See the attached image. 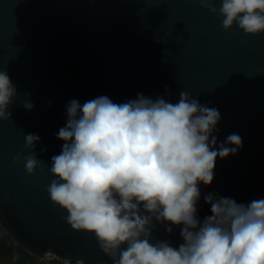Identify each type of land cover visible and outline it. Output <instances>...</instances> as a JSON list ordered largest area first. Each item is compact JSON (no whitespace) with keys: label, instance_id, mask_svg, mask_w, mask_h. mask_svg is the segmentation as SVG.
<instances>
[{"label":"water","instance_id":"water-1","mask_svg":"<svg viewBox=\"0 0 264 264\" xmlns=\"http://www.w3.org/2000/svg\"><path fill=\"white\" fill-rule=\"evenodd\" d=\"M211 2L219 9L221 0ZM222 20L200 0H0V71L18 94L10 120H0V226L15 244L38 258H119V250L106 254L93 233L73 229L47 191L56 179L51 158L64 143L57 134L74 99L83 105L107 96L119 104L142 93L176 103L187 92L219 111L217 149L232 133L243 145L217 158L213 182L199 185L201 196L238 203L262 195L264 33L245 34L235 22L225 30ZM28 134L39 136L34 146H27ZM28 155L38 162L31 175ZM139 210L150 218V243H183L182 225Z\"/></svg>","mask_w":264,"mask_h":264},{"label":"clouds","instance_id":"clouds-1","mask_svg":"<svg viewBox=\"0 0 264 264\" xmlns=\"http://www.w3.org/2000/svg\"><path fill=\"white\" fill-rule=\"evenodd\" d=\"M200 4L223 17L225 30L235 22L245 34L264 33V0H221L219 9L211 0ZM17 95L0 71V120H10L8 108ZM66 112V125L57 134L62 151L51 158L56 179L47 191L67 211L73 229L93 233L109 256L119 250L115 264H264V199L245 204L209 193L204 201L211 215L202 222L197 218L199 185H211L218 157L235 155L243 146L232 133L217 149V109L183 91L176 103L142 93L119 104L107 96L83 105L74 99ZM39 139L28 134L27 146ZM24 160L33 174L36 158ZM140 205L157 221L182 225L183 243H150V218L140 214Z\"/></svg>","mask_w":264,"mask_h":264},{"label":"trees","instance_id":"trees-1","mask_svg":"<svg viewBox=\"0 0 264 264\" xmlns=\"http://www.w3.org/2000/svg\"><path fill=\"white\" fill-rule=\"evenodd\" d=\"M204 196L205 195H202L200 197V200L198 201V204H197V218L201 222L203 221V219L206 216L211 215L210 205H208L207 203H205ZM1 230H2V228L0 226V231ZM12 251H16L21 256L22 255H25L27 257H35L34 255H31L27 251L23 250L20 246H18L17 244H15L10 239V237L7 234H5V236L0 240V260H1V257L2 256H4V255H10ZM76 258H80V259L88 260V261H91V262H95V261H92V260L87 259L85 257H81L79 255H76L74 257V259H76ZM116 260H118V259L113 258V259L109 260L108 262H102V263L100 262V263L101 264H115ZM55 261H58V259H53L51 262H55ZM58 262H56V263L57 264H62V262L60 260Z\"/></svg>","mask_w":264,"mask_h":264},{"label":"rangeland","instance_id":"rangeland-1","mask_svg":"<svg viewBox=\"0 0 264 264\" xmlns=\"http://www.w3.org/2000/svg\"><path fill=\"white\" fill-rule=\"evenodd\" d=\"M261 197V196H260ZM264 199V197H261ZM3 258V262L0 264H57L55 262H51L53 260V256L46 254L42 258L38 257H27L25 255H19L16 251H12L10 255H4L1 257ZM59 263V262H58Z\"/></svg>","mask_w":264,"mask_h":264},{"label":"built area","instance_id":"built-area-1","mask_svg":"<svg viewBox=\"0 0 264 264\" xmlns=\"http://www.w3.org/2000/svg\"><path fill=\"white\" fill-rule=\"evenodd\" d=\"M209 193H211V192H205L204 195L209 194ZM253 199H261V197H260V195H258V194L251 195V196H247V197H245L243 200H241V201L238 202V203H245V204H247V203H249L250 201H252ZM5 234H6L5 231L2 229V230L0 231V240L5 236ZM49 255H51V254H49ZM44 256H45V255H44ZM44 256H43V257H44ZM51 256H53V259H58V260H60L62 263H64L63 260L57 258L56 256H54V255H51ZM41 258H42V257H41ZM69 263H70V261H69ZM73 264H83V260H82V259H77V260L74 261Z\"/></svg>","mask_w":264,"mask_h":264},{"label":"flooded vegetation","instance_id":"flooded-vegetation-1","mask_svg":"<svg viewBox=\"0 0 264 264\" xmlns=\"http://www.w3.org/2000/svg\"><path fill=\"white\" fill-rule=\"evenodd\" d=\"M261 197H264V191H263V193H262V195H260ZM77 259H80V258H76V259H74V257L70 260V263L69 264H73V262L75 261V260H77ZM83 260V264H101L100 262H91V261H88V260H84V259H82ZM73 261V262H72Z\"/></svg>","mask_w":264,"mask_h":264},{"label":"crops","instance_id":"crops-1","mask_svg":"<svg viewBox=\"0 0 264 264\" xmlns=\"http://www.w3.org/2000/svg\"><path fill=\"white\" fill-rule=\"evenodd\" d=\"M1 262H3V258L0 260V263H1ZM62 264H64V263H62Z\"/></svg>","mask_w":264,"mask_h":264}]
</instances>
